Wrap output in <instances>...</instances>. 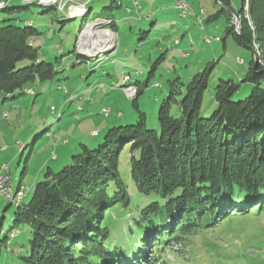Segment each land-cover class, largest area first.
I'll use <instances>...</instances> for the list:
<instances>
[{"label":"trees","instance_id":"trees-1","mask_svg":"<svg viewBox=\"0 0 264 264\" xmlns=\"http://www.w3.org/2000/svg\"><path fill=\"white\" fill-rule=\"evenodd\" d=\"M216 2L219 11L207 20L225 13L227 34L251 52L241 80L252 83L250 92L235 99L238 83L219 79L215 106L202 112L211 73V66L205 67L187 83L169 81L179 86L162 99L158 128H148L137 104L141 87L134 82L137 120L107 129L95 147L81 144L80 152L57 172L47 169L25 205H18L21 200L16 204L12 227L27 224L31 236L27 247L14 244L24 252L13 264H168L164 261L168 250L186 251L182 242L189 236L227 216L264 210V0H241L239 8L231 0ZM27 7L9 8L5 2L0 10ZM87 14L85 7L81 14L64 16ZM233 16L238 18V30L230 22ZM10 20L0 25L3 100L28 82L49 80L55 74L53 63L42 60L33 45L37 30L29 22L21 27ZM106 20L103 25L114 32L115 20ZM22 60L27 63L18 67ZM122 158L137 193L148 199L131 220L136 236L130 249L110 241V219L118 215L113 209L131 204L122 179ZM12 231L0 239V261L7 258L10 240L17 236L11 237Z\"/></svg>","mask_w":264,"mask_h":264},{"label":"rangeland","instance_id":"rangeland-1","mask_svg":"<svg viewBox=\"0 0 264 264\" xmlns=\"http://www.w3.org/2000/svg\"><path fill=\"white\" fill-rule=\"evenodd\" d=\"M185 1L195 14L204 12L199 14L202 24L195 16L184 17L178 9H173L175 0H137L141 9H130L131 14L127 12V5L132 0H122L123 5L114 8L105 7L111 0H91L86 17L79 15L71 19L65 18L58 8L26 4L21 0H12L8 7L27 5V8L0 10V25L8 18L21 27L30 22L37 30L31 38L38 56L53 63L55 71L51 79L28 82L4 100L0 95V163L8 166L13 190L19 184L24 188L20 207L29 201L37 182L45 179L47 169L57 172L73 154L80 152L81 144L95 147L107 129L137 120L138 112L132 99L123 92L122 79H126L125 87L135 85L136 81L141 87L137 104L145 113L148 128H158L159 105L172 88L179 86L169 81L178 79L179 83H187L205 67L211 66V73L202 98V112L215 106L213 93L219 79L238 83L235 99L250 92L252 83L241 80L251 52L227 34V15L219 12L207 20L208 15L219 11L216 0ZM231 2L234 8H239L241 0ZM121 16L125 20H118L114 30L116 40L108 49L87 59L78 55L83 54L79 47L81 36L91 25L107 27L102 24L105 19ZM230 22L239 28L234 16ZM255 51L258 56L256 46ZM26 63L22 60L18 67ZM147 78V85H142ZM107 108L109 113L104 115L103 110ZM93 130H97V135H91ZM121 164L131 204L113 209L118 215L110 219V241L114 246L130 249L136 236L131 220L148 199L137 193L124 158ZM9 202L0 198V239L9 229L13 230L11 237L17 236L10 240L7 258L3 257L0 264H13L24 252L14 244L27 247L31 236V227L27 224L12 227L17 205ZM182 243L186 251L175 254L168 250L164 261L168 264H264V210L227 216Z\"/></svg>","mask_w":264,"mask_h":264},{"label":"bare ground","instance_id":"bare-ground-1","mask_svg":"<svg viewBox=\"0 0 264 264\" xmlns=\"http://www.w3.org/2000/svg\"><path fill=\"white\" fill-rule=\"evenodd\" d=\"M26 4H37L41 6H53L58 8L62 13L66 16H75L81 14L85 8L84 4L78 5L77 7H65V3L54 1V0H21ZM6 1H0V8L5 5ZM89 2V1H86ZM140 7V6H139ZM182 15L181 11H179ZM204 13L201 10V14ZM184 16V15H182ZM185 17V16H184ZM100 27V25H98ZM97 25H91L86 32L81 36L79 41L80 44V51L85 55H96L106 49L116 40V34L108 30H99ZM102 27V26H101ZM134 88L136 91V86H126L125 89H132ZM30 90V89H27ZM23 191L22 196H20V192ZM23 187H18L15 191L13 190V183L12 180H9L8 189L6 196H1V198L8 199L11 203L17 204L24 196Z\"/></svg>","mask_w":264,"mask_h":264},{"label":"built area","instance_id":"built-area-1","mask_svg":"<svg viewBox=\"0 0 264 264\" xmlns=\"http://www.w3.org/2000/svg\"><path fill=\"white\" fill-rule=\"evenodd\" d=\"M54 1H59V2L65 3L66 8L78 6L77 4H74L72 2L73 0H54ZM87 1H90V0H87ZM134 6H135L136 11L140 10L139 4L136 1L134 2ZM175 8L178 9L179 11H181L182 15H184L185 17L188 14L195 16L196 19L198 20V22L202 24V21L199 17V14H201V11L199 12V14L196 15L193 12V10L191 9L190 5L185 0H177L176 4H175ZM92 24H96V23L93 22ZM97 27H99V26L97 25ZM99 30H108L109 32L112 31L109 27H99ZM215 39L217 40L218 38H215ZM209 41H210V39H209ZM125 81H126V79H122V82H121V86H123V92L127 98L133 99L136 96V91L134 88L125 89ZM31 92H32V90L30 89V93ZM108 113H109L108 108L103 110L104 115H108ZM93 133L96 134V131H94ZM10 179H11V177H10V173H9V169H8L7 164L6 163H0V198H1V196H6L7 189H8V183H9ZM23 190H24V188H23ZM22 194H23V191L20 192V196H22Z\"/></svg>","mask_w":264,"mask_h":264},{"label":"crops","instance_id":"crops-1","mask_svg":"<svg viewBox=\"0 0 264 264\" xmlns=\"http://www.w3.org/2000/svg\"><path fill=\"white\" fill-rule=\"evenodd\" d=\"M0 1H6L7 2V7H8V3L9 2H11L12 0H0ZM87 0H73L72 2L74 3V4H77V5H82V4H84V6L87 8V6L89 5V7L87 8V9H90L91 8V6H90V2H86ZM91 1V0H90ZM117 1V2H116ZM137 2V0H132V2L130 3V5H127V12L129 13V14H131V11H133V10H135V6H134V2ZM176 1L177 0H175V2H174V4H173V9H175L176 10V8H175V4H176ZM138 3V2H137ZM123 4H122V0H111V3L107 6H105V7H109V8H114V7H119V6H122ZM130 9H133V10H131L130 11ZM140 9H141V7H140ZM112 19H114L115 20V23L117 24V22H118V20H125V18H123V16H121V17H119V19H115L114 17H111ZM107 21H109V20H104V23H106ZM29 22V21H28ZM30 23V22H29ZM104 23H102V24H104ZM111 53V52H110ZM94 131H96L97 132V130H93L92 132H91V135L93 136V132ZM96 135H97V133H96ZM56 159H57V156H56Z\"/></svg>","mask_w":264,"mask_h":264},{"label":"water","instance_id":"water-1","mask_svg":"<svg viewBox=\"0 0 264 264\" xmlns=\"http://www.w3.org/2000/svg\"><path fill=\"white\" fill-rule=\"evenodd\" d=\"M235 20H236V22L238 23V18H237L236 16H235ZM236 30H238V27L236 28ZM113 49H114V47H113ZM113 49H111L109 52H112Z\"/></svg>","mask_w":264,"mask_h":264}]
</instances>
